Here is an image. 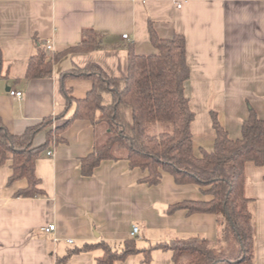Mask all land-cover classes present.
I'll list each match as a JSON object with an SVG mask.
<instances>
[{"label":"crops","instance_id":"0c3cea01","mask_svg":"<svg viewBox=\"0 0 264 264\" xmlns=\"http://www.w3.org/2000/svg\"><path fill=\"white\" fill-rule=\"evenodd\" d=\"M150 22L161 38L185 37L190 69L185 93L195 112L191 130L197 155L214 149L211 111L232 139L242 136L251 108L264 118V0H0L4 125L20 135L48 118L54 126L67 123L76 104L68 106L63 83L74 99L85 98L93 87L91 78L75 76L73 69L95 64L110 77L124 78L130 48L137 54L157 53ZM89 29L101 35V47L67 53ZM39 45L48 56L60 58L52 76L28 79ZM11 90L22 91V97ZM106 136L98 124L71 120L62 140L36 162L44 195L16 197L28 182L9 183L12 161L0 165V264H96L101 248L70 253L102 241L118 249L128 239H135L143 252L115 264H174L172 252L157 248L159 243L197 235L217 238L215 214L168 211L179 202L211 199L198 184H178L165 173L159 184L149 185L142 181L147 172L126 159L104 160L92 176H83L81 159ZM46 139V130L40 131L34 146ZM50 149L53 156L47 154ZM245 194L253 199L255 264H264L263 166L247 162ZM50 224L56 225L54 231L42 230ZM134 225L139 232L133 238Z\"/></svg>","mask_w":264,"mask_h":264},{"label":"trees","instance_id":"16d2710c","mask_svg":"<svg viewBox=\"0 0 264 264\" xmlns=\"http://www.w3.org/2000/svg\"><path fill=\"white\" fill-rule=\"evenodd\" d=\"M149 30L157 53L137 54L130 48L124 78L110 77L95 64L73 69V75L91 78L93 87L85 98L74 99L63 83L68 106L76 104L74 116L67 123L54 126L53 119L48 118L17 135L7 129L0 117V165L12 161L9 183L27 180V187L19 189L16 197L44 195L35 171L36 162L52 144L62 140V130L74 119L89 120L101 128L102 123H107V141L81 159L83 176H92L104 160L126 159L132 168L147 172L142 181L149 185L159 184L168 173L178 184H198L211 196L209 200L172 204L168 211L186 209L190 214H215L218 218L215 240L189 236L159 243L157 248L172 252L174 264H255L253 199L245 194V179L247 162L264 167V118L251 108L249 117L243 121L242 136L232 139L217 112L211 111L216 131L214 149H202L197 155L191 130L195 112L185 93L190 76L185 37L175 34L161 38L152 22ZM100 47L101 35L89 29L82 42L67 53ZM58 58L60 54L48 56L39 45L38 53L29 62L28 79L52 76ZM2 66L0 49V77ZM42 130L47 132L46 142L34 146V139ZM96 248L103 250L96 264H115L130 254L143 252L135 239H128L118 249L102 241L75 249L70 256ZM144 251L146 259H151V253Z\"/></svg>","mask_w":264,"mask_h":264},{"label":"built area","instance_id":"2783aa9c","mask_svg":"<svg viewBox=\"0 0 264 264\" xmlns=\"http://www.w3.org/2000/svg\"><path fill=\"white\" fill-rule=\"evenodd\" d=\"M179 5H180V3H179ZM123 36H124V38H128L129 35L128 34H124ZM48 48H51V46H48ZM10 94L15 96V97H17V98H21L22 97V91H18V90H11ZM47 154L49 156H53L54 152H53V150L50 149V150L47 151ZM55 229H56V225L55 224H50V225L45 226V227L42 228V230L45 231V232H52ZM138 232H139V227L137 225H134V227L132 229V232H131L132 237H135L138 234ZM70 242L73 243L74 240L70 239Z\"/></svg>","mask_w":264,"mask_h":264},{"label":"rangeland","instance_id":"374dc122","mask_svg":"<svg viewBox=\"0 0 264 264\" xmlns=\"http://www.w3.org/2000/svg\"><path fill=\"white\" fill-rule=\"evenodd\" d=\"M102 131H104L105 133H106V140L102 143V144H104L106 141H107V138H108V136H109V133H108V124L107 123H102ZM117 154H118V151L116 152Z\"/></svg>","mask_w":264,"mask_h":264}]
</instances>
